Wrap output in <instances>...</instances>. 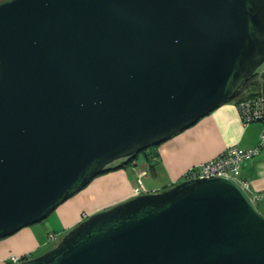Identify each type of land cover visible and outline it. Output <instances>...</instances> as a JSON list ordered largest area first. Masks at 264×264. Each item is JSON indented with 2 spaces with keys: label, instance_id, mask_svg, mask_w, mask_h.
<instances>
[{
  "label": "water",
  "instance_id": "1",
  "mask_svg": "<svg viewBox=\"0 0 264 264\" xmlns=\"http://www.w3.org/2000/svg\"><path fill=\"white\" fill-rule=\"evenodd\" d=\"M263 63L264 0H1L0 238L234 99ZM6 264H264V213L236 179L192 177Z\"/></svg>",
  "mask_w": 264,
  "mask_h": 264
},
{
  "label": "crops",
  "instance_id": "2",
  "mask_svg": "<svg viewBox=\"0 0 264 264\" xmlns=\"http://www.w3.org/2000/svg\"><path fill=\"white\" fill-rule=\"evenodd\" d=\"M250 92H254L251 86L244 89L234 99L220 104L194 125L178 132L153 148L154 172H151L148 163L139 164L138 157L134 161L135 165L132 163L131 166L136 170L137 175L143 176L147 189L160 191L173 186L184 179V173L190 166L216 156L227 146L237 144L241 148H249L257 145L260 140L262 123L253 122L244 125L237 106L238 100ZM151 174L154 175L152 179L150 178ZM238 176L246 180L247 190L250 194L264 191V147L259 155L245 160L241 164ZM130 178L128 173L124 171L110 174L109 179L122 185L124 190L122 196L111 202L99 204L93 202L92 204L91 201L92 206L87 208L86 200H92V194L80 195L60 204L48 216L53 226L51 231L62 236L94 212L105 209L115 202L133 197L135 195L133 189L136 184H133ZM147 179L151 180L148 181ZM261 201L264 204V199ZM47 234L48 232H41L37 227L28 228L17 234L19 236L16 241H0V250L14 246L19 242L23 246L20 249H14V251L0 255V264L12 254L33 253L44 248V245H47Z\"/></svg>",
  "mask_w": 264,
  "mask_h": 264
},
{
  "label": "built area",
  "instance_id": "3",
  "mask_svg": "<svg viewBox=\"0 0 264 264\" xmlns=\"http://www.w3.org/2000/svg\"><path fill=\"white\" fill-rule=\"evenodd\" d=\"M240 116L244 125H249L253 122H261L262 130L260 140L257 145L249 148H241L237 144L227 146L224 150L219 152L216 156L201 161L190 166L184 173V179H190L198 176H209L210 174L231 177L239 181L245 189H247V182L239 178V170L241 164L250 158L261 153L264 147V92H255L250 95L242 96L237 103ZM135 165V163H133ZM134 194L138 195L144 192H149L144 184L143 176L138 175V182L134 186ZM248 191V190H247ZM134 195V196H135ZM255 202L264 199V191L250 194ZM61 235L57 232L50 231L47 234L46 243L60 239ZM32 253L27 254H12L3 260V264L16 262L24 258H29Z\"/></svg>",
  "mask_w": 264,
  "mask_h": 264
},
{
  "label": "rangeland",
  "instance_id": "4",
  "mask_svg": "<svg viewBox=\"0 0 264 264\" xmlns=\"http://www.w3.org/2000/svg\"><path fill=\"white\" fill-rule=\"evenodd\" d=\"M263 70H264V63L258 68V70H257L258 73L255 75V77L252 78L251 80H249V82H247V84H245V89L246 88L248 89L251 86L254 91L258 90V89H256V86L254 85V81L257 78H259V74ZM158 145L159 144L150 146L149 148L146 149V151L149 153L150 151H153V148H155ZM144 154L145 153H143V152L140 153L139 158H138V163L139 164H143L144 162L149 164V159L150 158H151V161H153L152 157L149 156V158H148ZM126 158L127 157L121 158V159H118V160H115L114 162H112L108 167H112L113 169H110V170L105 171V172H101L91 182H89L86 186H84L82 189L77 191L74 195L69 197L64 202H67V201H69L71 199H75V198H77V196H80V195L87 196V195H92L93 194V199L92 200L91 199L90 200L87 199L88 200L87 201L85 199L86 202H87L86 203V207L90 208L92 206L93 202L96 203V204L108 203V202H111V201L119 198L120 196H122L123 193H124L122 185H119V184L115 183L114 181L109 179V177H110V174H112V173H117L119 171H124V172L128 173L129 177H131L130 181L133 184H137L138 175L136 173V170H134L133 167L131 166L132 164L129 163V164H126L125 166L116 167L117 165H120L124 160H126ZM150 178L151 179L154 178V175L151 174ZM151 179H147V180L150 181ZM91 201H92V204H91ZM118 202H120V201H118ZM118 202H115V203L109 205L108 207H111L112 205H114V204H116ZM257 204H258L259 208L261 209V211L264 213V204H263V202L262 201H259V202L257 201ZM48 218L49 217H46L45 219H43V220H41V221H39L37 223L25 226L22 229H20L19 231L15 232L14 234H11V235L3 237V238H0V241H5V240L6 241L15 240L16 241L17 240L16 238H18V236H19L17 234H20L21 231L27 230L28 228H32L33 229V228L37 227L41 232H44V233L45 232H49V231H51L53 229V226L50 223ZM59 240L60 239H57V240L52 241V242H49L47 245H44V248H41L39 251L33 252L32 256L33 255H37L39 253H42L43 251H45V249L55 245ZM22 247L23 246L19 242L18 244L14 245V246H11L9 248L1 249L0 250V255L7 254L10 251H14V249H20Z\"/></svg>",
  "mask_w": 264,
  "mask_h": 264
},
{
  "label": "trees",
  "instance_id": "5",
  "mask_svg": "<svg viewBox=\"0 0 264 264\" xmlns=\"http://www.w3.org/2000/svg\"><path fill=\"white\" fill-rule=\"evenodd\" d=\"M258 73V71H256L253 75H252V77L250 78V80L252 79V78H254L255 77V75ZM254 85L256 86V89H258L257 91H254V92H250L249 94H247V95H250V94H253V93H255V92H264V70L259 74V78H257L255 81H254ZM231 99H228V100H226L225 102H227V101H230ZM147 148H149V147H147ZM146 148V149H147ZM146 149H144V150H142L141 152H139V153H136V154H134V155H132V156H130V157H127L126 158V160H124L120 165H117L116 167H120V166H125L126 164H132V163H134V161L139 157V155H140V153H145V155L149 158V156L150 157H152L153 158V156H154V152L153 151H150L149 153L146 151ZM115 167V168H116ZM149 167H150V170H151V172H154V162L153 161H151V158L149 159ZM110 169H113L112 167H108V168H106L105 170H103L102 172H105V171H108V170H110ZM256 204H257V202H256ZM257 206H258V204H257ZM259 207V206H258ZM260 209V208H259ZM261 210V209H260ZM3 264V263H2Z\"/></svg>",
  "mask_w": 264,
  "mask_h": 264
},
{
  "label": "flooded vegetation",
  "instance_id": "6",
  "mask_svg": "<svg viewBox=\"0 0 264 264\" xmlns=\"http://www.w3.org/2000/svg\"><path fill=\"white\" fill-rule=\"evenodd\" d=\"M31 257V256H30Z\"/></svg>",
  "mask_w": 264,
  "mask_h": 264
}]
</instances>
